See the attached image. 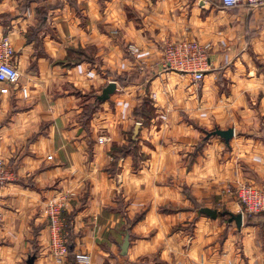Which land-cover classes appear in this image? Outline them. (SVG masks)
Segmentation results:
<instances>
[{
    "label": "crops",
    "instance_id": "0c3cea01",
    "mask_svg": "<svg viewBox=\"0 0 264 264\" xmlns=\"http://www.w3.org/2000/svg\"><path fill=\"white\" fill-rule=\"evenodd\" d=\"M1 35L29 97L0 106L13 174L0 264L53 261L46 205L63 195L69 245L90 264H264V214H244L235 193L264 191V6L0 0ZM188 39L212 44L199 84L165 68L166 46Z\"/></svg>",
    "mask_w": 264,
    "mask_h": 264
},
{
    "label": "built area",
    "instance_id": "2783aa9c",
    "mask_svg": "<svg viewBox=\"0 0 264 264\" xmlns=\"http://www.w3.org/2000/svg\"><path fill=\"white\" fill-rule=\"evenodd\" d=\"M225 9H233L242 4L251 8L264 6V0H221ZM212 44L200 42L197 39L181 40L169 43L165 50V68L182 73L191 74L194 83H201L205 79L208 69L209 52ZM130 51L138 54L140 51L131 46ZM15 48L9 36H0V106L3 98L12 92L21 91L23 98L29 97L28 90L19 86L20 73L15 63ZM107 141L102 135L99 143ZM52 156L48 157L51 160ZM13 174L0 156V193L4 186L11 182ZM236 196L243 213L247 216L264 214V191L251 184H241L236 190ZM67 195L56 197L46 205L48 227L50 234V253L53 261L50 264H65L68 258V234L67 223L63 212L66 207ZM78 264H90L92 258L88 254L77 253Z\"/></svg>",
    "mask_w": 264,
    "mask_h": 264
},
{
    "label": "water",
    "instance_id": "95a60500",
    "mask_svg": "<svg viewBox=\"0 0 264 264\" xmlns=\"http://www.w3.org/2000/svg\"><path fill=\"white\" fill-rule=\"evenodd\" d=\"M116 90V85L114 83H111L108 85V87L104 90L103 92V96H102V99L103 100H106L108 99L112 94H114ZM234 134V131H230V133H228L227 135L230 137V136H233ZM207 216H209L210 218H216L217 217V212L216 211H213V210H210V209H205L203 211ZM242 214H238L236 216H233L232 215V219L231 221H235L238 228H241L242 227ZM128 246H129V242L128 240L124 243V245L122 246V253L123 255H126L127 254V250H128ZM32 264V262H30Z\"/></svg>",
    "mask_w": 264,
    "mask_h": 264
},
{
    "label": "trees",
    "instance_id": "16d2710c",
    "mask_svg": "<svg viewBox=\"0 0 264 264\" xmlns=\"http://www.w3.org/2000/svg\"><path fill=\"white\" fill-rule=\"evenodd\" d=\"M222 6H223V5H222ZM67 228H68V226H67ZM69 258H73L74 261L77 263V261H76V254L72 251V249H71V245H68V258H67V260H68ZM66 262H67V261H66Z\"/></svg>",
    "mask_w": 264,
    "mask_h": 264
}]
</instances>
